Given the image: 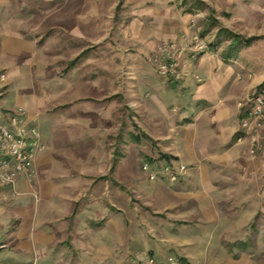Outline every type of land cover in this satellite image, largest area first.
<instances>
[{
  "label": "rangeland",
  "instance_id": "obj_1",
  "mask_svg": "<svg viewBox=\"0 0 264 264\" xmlns=\"http://www.w3.org/2000/svg\"><path fill=\"white\" fill-rule=\"evenodd\" d=\"M263 92L264 0H0V264H264Z\"/></svg>",
  "mask_w": 264,
  "mask_h": 264
},
{
  "label": "built area",
  "instance_id": "obj_2",
  "mask_svg": "<svg viewBox=\"0 0 264 264\" xmlns=\"http://www.w3.org/2000/svg\"><path fill=\"white\" fill-rule=\"evenodd\" d=\"M255 103L264 102V92L259 94ZM29 122L25 112L12 115L10 121L0 112V181L3 184H15L23 176L29 175L34 168L37 153L42 149L36 128L27 131ZM144 169L148 171V167ZM138 264H160L154 259L142 260ZM168 264H177L170 259Z\"/></svg>",
  "mask_w": 264,
  "mask_h": 264
},
{
  "label": "crops",
  "instance_id": "obj_3",
  "mask_svg": "<svg viewBox=\"0 0 264 264\" xmlns=\"http://www.w3.org/2000/svg\"><path fill=\"white\" fill-rule=\"evenodd\" d=\"M193 126H195V125H193ZM192 126V127H193ZM210 126H208V127H206V128H209ZM199 135L200 134H198V133H195V136H194V140L195 139H198L199 138ZM40 156H41V153H38L37 154V157H36V160H35V165H34V169H35V171H34V175H31V176H24V177H21V178H19L18 179V181H17V188H18V190H19V192H20V194L22 195L21 196V198H24L25 196H26V194L28 193L29 194V190L30 189H28V186H29V184H31V186H33L32 184H33V182H34V180L35 179H37V177H39V175H38V168H37V163L39 162V159H40ZM31 177V178H30ZM25 199V198H24ZM26 200H24V203H26L25 202ZM37 254H39V255H44V252L43 253H38V252H34V256L36 255L37 256ZM41 255V256H42ZM45 255H49V253H48V251H46L45 252Z\"/></svg>",
  "mask_w": 264,
  "mask_h": 264
},
{
  "label": "trees",
  "instance_id": "obj_4",
  "mask_svg": "<svg viewBox=\"0 0 264 264\" xmlns=\"http://www.w3.org/2000/svg\"><path fill=\"white\" fill-rule=\"evenodd\" d=\"M188 1V0H187ZM220 31H223V32H225L226 30H220ZM222 32V33H223ZM226 33H228V35H231L232 37H233V40H232V44H231V46H232V48L233 47H235L236 46V44H238V43H241L242 44V40H241V37L240 36H238V35H236V34H234V33H231V32H229V31H226ZM250 40H246L245 41V44L247 45L248 43H250L249 42ZM228 58V57H227ZM226 58V59H227Z\"/></svg>",
  "mask_w": 264,
  "mask_h": 264
}]
</instances>
